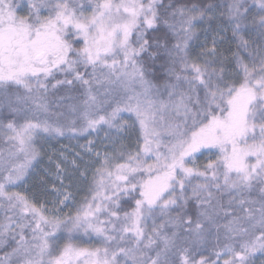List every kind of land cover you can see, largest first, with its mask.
I'll use <instances>...</instances> for the list:
<instances>
[{
    "label": "snow or ice",
    "instance_id": "1",
    "mask_svg": "<svg viewBox=\"0 0 264 264\" xmlns=\"http://www.w3.org/2000/svg\"><path fill=\"white\" fill-rule=\"evenodd\" d=\"M0 264H264V0H0Z\"/></svg>",
    "mask_w": 264,
    "mask_h": 264
},
{
    "label": "rangeland",
    "instance_id": "2",
    "mask_svg": "<svg viewBox=\"0 0 264 264\" xmlns=\"http://www.w3.org/2000/svg\"><path fill=\"white\" fill-rule=\"evenodd\" d=\"M64 143H67V141H65ZM47 147V146H46ZM57 147H59V145H57ZM47 161H45V163H46Z\"/></svg>",
    "mask_w": 264,
    "mask_h": 264
}]
</instances>
